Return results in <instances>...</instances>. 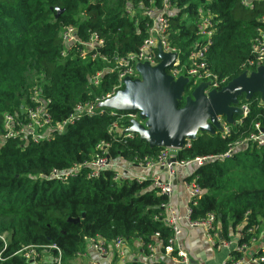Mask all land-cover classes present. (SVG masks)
Instances as JSON below:
<instances>
[{"label":"trees","instance_id":"obj_1","mask_svg":"<svg viewBox=\"0 0 264 264\" xmlns=\"http://www.w3.org/2000/svg\"><path fill=\"white\" fill-rule=\"evenodd\" d=\"M140 1L150 2L0 0V136L6 115L24 118L25 110L37 104L32 99L36 88L51 101L53 123L70 116L79 103L110 91L116 74L106 71L99 85L92 84L90 76L103 63L80 61L71 57L72 52L63 57L62 32L68 26H77L83 37L89 30L97 31L106 39L105 51L110 57L135 52L146 37L145 23L141 19L135 24L136 18L126 9ZM170 2L176 8L170 16L171 44L189 53L200 40L197 23L202 14L210 12L215 15L217 32L207 55L208 64L230 81L240 76L242 65L254 56L251 46L258 29H264L260 20L264 2H255L253 9L242 7L240 0ZM154 3L161 8L163 0ZM240 99L249 102L250 112L247 116L233 115L230 134L222 136L218 128L214 132L199 131L194 139L186 141L189 145L177 151L176 158L223 154L238 139L257 132L256 123L264 130L262 94ZM116 119L110 115L84 119L50 142H34L23 136L0 142V235L6 234L7 241L4 248L0 240V264H28L22 253L16 252L29 245L55 244L62 250L65 264H72L92 238H102L107 245L121 237L140 238L147 245L155 242L154 235L159 233L164 245L168 244L172 231L164 221L166 211L162 207L167 198L153 187L151 178L123 176L116 180L113 168L97 178H88L90 169L86 166L68 181L49 177L56 169L67 170L91 160L102 140L112 142V161L122 158L137 165L145 157L157 158L164 147L150 145L139 134L113 141L109 129ZM117 123L116 134L132 122L124 119ZM192 168L187 181L196 180L203 193L193 206L192 218L213 213L223 238L241 233L239 243L251 245L264 227V147L248 142L233 149L223 161L210 160ZM48 253L50 256L55 251ZM242 254L234 255L237 259ZM128 264L144 263L134 260Z\"/></svg>","mask_w":264,"mask_h":264},{"label":"built area","instance_id":"obj_2","mask_svg":"<svg viewBox=\"0 0 264 264\" xmlns=\"http://www.w3.org/2000/svg\"><path fill=\"white\" fill-rule=\"evenodd\" d=\"M257 1L264 2V0H240V4L246 9H253ZM175 10L176 8L172 6L170 0H163L161 8L155 5L154 0H150L148 5L140 1L135 7L128 6L126 12L132 18H136L135 24L141 19L144 20L146 37L137 51L127 54L117 53L112 57L105 51L106 39L97 31L89 30L86 33V37H83L80 35L77 26L66 27L62 32V56L66 57L70 55L69 52H72L71 57H77L83 62L101 61L103 66L90 76V82L95 86L100 84L106 71L114 72L117 76V81L106 94L96 96L94 100L79 103L70 116L57 123H53L49 107L51 101L42 95L41 90L36 88L32 99L37 104L25 110L24 118L12 115L5 116L3 134L6 139L23 136L34 142H50L59 135L66 133L80 121L104 115L117 118L109 129V132L113 133V141L118 142L119 140L133 138L137 134L131 130L133 122L139 121L145 125V120L140 117L139 112L121 114V112L127 111L109 108L105 103L125 88L127 79H141V74L138 70L140 65H149L151 67L159 65L161 62L160 51L164 54H172L175 57L171 66L166 69V74L171 80L176 82L184 79L188 82L182 92L183 103L181 106L184 105L187 98L191 97L195 89L200 85L206 86L204 90L206 96L212 91H220L230 80L227 77H220L212 71L207 61L208 52L213 45L214 35L217 32L215 15L210 12L202 14L203 16L197 23L200 29V40L194 44L193 49L189 53L184 54L176 46L172 45L169 39L170 16L175 13ZM260 20L264 22V15L260 16ZM258 30V35L254 38L251 46L254 56L242 65L241 74L246 73L249 75L264 66V29L259 28ZM237 107L241 110L240 115L242 116H247L250 112L249 102H245L243 99H239ZM26 119L27 121H25ZM124 119L131 121V125L116 134L119 130L117 120ZM217 120L221 125L222 136L230 134L232 130L230 122L224 117H218ZM240 122L242 121L240 120ZM255 128L257 132L250 133L246 140L264 147V130L259 123L255 124ZM111 145V141H100L96 147L97 151L91 160L80 164L76 163L67 170L56 169L49 177L60 181H68L83 166L90 169L88 178L99 177L104 170L114 167L109 155ZM185 145H189V142L185 143ZM235 148L237 147L233 144L223 154L199 156L190 160H178L176 154L180 148L166 146L161 150L157 158L145 157L142 161H139L137 163L139 167L146 169L160 167L167 172V177L153 175L151 180L153 187H156L167 198L162 207L166 211L164 221L172 231L168 244L164 245L159 233L154 235L155 242L147 245L142 239L137 238L141 244L140 252L142 257H140L136 254L131 256L129 247L131 239L121 237L112 244L107 245L102 238H92L89 240V244L95 252V257L90 258V264H128L134 260L144 264H153L162 260L168 262V264H190V256L180 241L182 223L192 228H202L210 244L217 250H231V254L233 252V256L230 254L228 257L229 261H223L220 264H261L264 261V244L253 255H247L248 250L258 238H253L251 245L240 244L241 233L230 235L229 239H225L223 236L220 237L218 226L215 224L216 217L213 213H208L204 218L200 219L192 218L193 206L198 204L199 198L203 194L202 188L196 180L184 182L188 194V204L184 213L178 212L170 201L174 191V179L177 168L201 166L210 160L223 161L233 154V149ZM121 178V173L116 170L114 179L119 180ZM256 229L257 227L250 229V232ZM0 240L4 248H6V234H1ZM49 250H54L55 253L53 255L50 254V259L46 262L44 257L48 256ZM235 252H242L243 254L236 259ZM16 253H22L28 264H65L62 250L55 244L24 246ZM256 253H260V255L256 257ZM2 254L3 250H0L1 260L3 259ZM78 256L87 257L86 252H82ZM99 259L104 260V262H100Z\"/></svg>","mask_w":264,"mask_h":264},{"label":"water","instance_id":"obj_3","mask_svg":"<svg viewBox=\"0 0 264 264\" xmlns=\"http://www.w3.org/2000/svg\"><path fill=\"white\" fill-rule=\"evenodd\" d=\"M61 11L59 9L58 14ZM160 58V64L155 67L140 65L141 79H127L125 88L105 103L118 111L139 112L145 125L135 122L131 130L150 145L182 148L199 131L221 130L218 117L225 116L227 121L232 122L233 115L241 113L237 107L241 96L249 99L260 92L264 98L262 66L249 75L241 74L220 91H212L208 96L204 93L206 86L200 85L181 106L182 92L188 82L184 79L173 82L166 74L174 55L160 51Z\"/></svg>","mask_w":264,"mask_h":264},{"label":"crops","instance_id":"obj_4","mask_svg":"<svg viewBox=\"0 0 264 264\" xmlns=\"http://www.w3.org/2000/svg\"><path fill=\"white\" fill-rule=\"evenodd\" d=\"M113 169L121 173L122 177L127 176L136 179L151 178L153 175H160L162 177H167V172L156 167L154 169H146L139 167L129 161L123 160L122 158H117L113 160ZM177 168L176 175L174 179V191L170 198L171 204L174 208L180 212L184 213L186 206L188 204V194L186 192L184 182L187 181L188 175L192 172L194 168ZM264 228V227H263ZM261 228V229H263ZM230 233H233L232 231ZM233 235V234H232ZM183 248L186 250L190 256V264H220L223 261H229L228 257L231 254V250H217L214 248L206 236L205 231L202 228H192L182 223V234L180 238ZM264 244V232L262 230L259 233L258 240L252 245L248 250L247 255H253V253ZM140 241L137 238L131 239L129 243L130 254H136L142 257L140 250ZM87 257L77 256L72 264H84L88 260L90 264V258L95 257V252L93 251L91 245L88 243L86 250ZM233 256V252L231 254ZM50 256H45L44 260L49 261ZM100 262L104 260L99 259ZM107 262V261H106ZM108 264V263H107Z\"/></svg>","mask_w":264,"mask_h":264},{"label":"rangeland","instance_id":"obj_5","mask_svg":"<svg viewBox=\"0 0 264 264\" xmlns=\"http://www.w3.org/2000/svg\"><path fill=\"white\" fill-rule=\"evenodd\" d=\"M69 56V55H68ZM67 57V56H66ZM135 122H138V123H140L139 121H135ZM135 122H133V123H135ZM232 122H233V120H232ZM235 122H233V124H234ZM5 128V127H4ZM2 130H3V128H2ZM5 139H6V136L3 134V135H1L0 136V142H3V141H5ZM247 143H248V141L246 140V139H238L235 143H234V146H236V147H240V148H242V147H244V146H246L247 145ZM0 145H1V143H0ZM262 230V232H264V228L263 229H261ZM84 261H86L84 264H88V260H84Z\"/></svg>","mask_w":264,"mask_h":264}]
</instances>
